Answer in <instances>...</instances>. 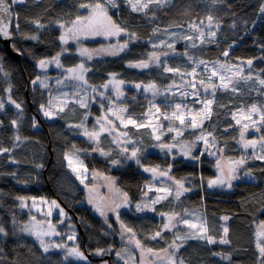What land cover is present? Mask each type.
<instances>
[{
    "label": "trees",
    "instance_id": "obj_1",
    "mask_svg": "<svg viewBox=\"0 0 264 264\" xmlns=\"http://www.w3.org/2000/svg\"><path fill=\"white\" fill-rule=\"evenodd\" d=\"M84 2L87 0H25L22 4L12 5L13 16L19 15L20 25V31L15 32L16 21L13 20L12 46L22 54L15 51L17 58L11 59L0 43V65H3V72H0V99L8 100L11 96L12 100L21 104V110L10 103L0 112V147L12 149L10 153L0 154V226L7 233L0 234V264H114L113 252L123 244L132 246L128 243V238L126 242L121 238L120 224L114 216L108 214V223L112 225L109 228L104 217L88 203L89 191L67 167L64 153L71 152L75 146V149L80 150V158L89 172L95 171L115 178V188L120 189L121 193L127 192L130 203L142 200L145 186L151 181L150 173L144 172L135 160L122 157L119 149L111 143L112 138L107 135L102 137L101 147L110 151V156L93 152L94 145L78 129L69 127L83 119L85 110L78 105L70 104L65 113L51 120L44 118L39 105L47 102L48 91L38 84H32V80L39 76L37 60L50 58L62 50L58 39L61 29L57 22L69 24L76 15H85L86 11L78 8ZM261 2L262 0H223L213 4L212 0H172L166 7H153L144 15L132 12L125 0H117L119 7L110 9L112 19L130 31H135L140 40L127 54L85 61L91 69L88 73L89 83L99 86L108 79L109 73H118V78L128 84L124 86L126 99L123 103L128 105L132 113L140 115L147 108L148 100L143 94L137 93L132 85L155 80L165 86L170 83L171 77L161 78L155 69L141 71L129 68L126 66L127 62L145 57L151 51L148 40L152 36L153 28L173 29L176 28L172 27L175 25L188 28L193 20L197 23L200 20L206 21L209 14L220 23L214 42L193 49L188 48L182 39L176 43V52L183 53L188 48L190 54L209 62L220 60L240 64L252 59V70L258 73L264 69V14L258 11ZM34 20H39L46 27L37 29L32 23ZM31 35H36L38 39L25 38ZM97 42L98 40L86 43L92 45ZM229 45L232 47L229 48ZM68 48V52L62 54L61 61L66 66H74L83 58L72 45ZM225 49L229 50L228 57L222 55ZM170 63L183 67L186 60L177 55L170 58ZM244 67L247 74V65ZM4 73L8 75L5 76ZM9 87L10 92L6 91ZM133 96L135 100L132 99ZM253 103H261L259 93L216 94L213 115L204 127L207 131L215 129L218 147L225 149L223 157L227 160H235L245 154L237 143L239 127L229 128V125H234L231 112L241 105L250 106ZM160 106L164 109V104ZM99 110L97 104L90 105L87 109L90 113L87 121L92 120L93 114L99 115ZM13 119H19L18 129L12 127ZM33 119L37 122L35 128L32 126ZM226 128L228 131H225ZM128 131L133 139L142 140L146 146L153 143L150 130L137 131L129 127ZM255 134L256 131L253 136ZM16 135L21 137L22 142L14 143ZM166 136L164 142L171 139V135ZM184 137L189 138L188 140L194 139L190 132ZM196 147L200 149V146ZM152 149L153 147L146 148L141 164L145 167L159 165L167 168L171 163V175L176 179L187 177L185 186L191 190L185 192L179 201L170 199L156 205L155 212L120 211L121 220L133 228L137 238L147 247L159 251L174 239L173 232H165L163 238L156 240L148 239L163 225L159 213L183 212L185 209L198 211L206 217L209 232L217 241L224 235L223 227L226 223L229 229L227 239L230 243L207 244L202 240L189 239L179 250L178 258H183L185 264H259L256 233L258 225L264 221V160L252 158V152H247L245 170L252 173L253 180L240 178L232 182L230 190L224 191L206 186V181L214 175L213 158L207 153L201 155L200 151L193 149L194 154L200 157L199 161L180 156L173 160L172 156L165 153L150 152ZM117 159L121 163L112 165L111 160ZM18 197L26 198L25 203L32 197L57 201L67 213L76 233L75 245L85 253L88 262L65 260L58 250L47 253L42 251L33 239L21 231L32 214L26 207L21 206ZM223 216L229 219L223 221ZM98 248H111L112 251L97 256L94 253ZM135 254L139 264L140 258L137 252ZM225 256L228 258L225 259Z\"/></svg>",
    "mask_w": 264,
    "mask_h": 264
},
{
    "label": "snow or ice",
    "instance_id": "obj_2",
    "mask_svg": "<svg viewBox=\"0 0 264 264\" xmlns=\"http://www.w3.org/2000/svg\"><path fill=\"white\" fill-rule=\"evenodd\" d=\"M25 0H0V38L11 39L13 31L11 21L15 20V32L20 31L19 15L13 16L12 5L16 3H24ZM223 2V0H212V3ZM125 3L131 8L134 13H142L147 15L153 7L164 8L172 3V0H125ZM117 0H87V2L80 3L79 9L87 12V15L78 14L71 23H64L58 21L59 28L61 29L58 37L62 50L57 52L50 58H41L37 60V67L41 71H46L50 66L55 65L56 68L62 69L60 77L55 81L57 88L64 86L68 91H58L56 95L51 94L48 77L41 78L37 76L32 80V84H39L41 88L49 90V98L46 103L39 105V110L48 119H53L60 114L65 113L70 104L78 105L80 109H84L85 113L83 119L78 124H70V128L78 129L80 134L85 137L91 144L93 152H99L100 155L109 157L110 151H106L101 147V139L105 135L111 137V143L119 149L120 155L127 159L135 160L137 165L143 168V171L151 174V181L146 184V191H143V199L137 202L135 210L137 212L152 211L155 212V206L164 201L174 199L179 201L185 192L191 189L185 186L187 177L184 179H176L171 175L173 165L168 164L167 168H161L159 165L155 167H145L141 164V157L146 151L147 147L158 148L166 155L172 156L175 160L176 155L184 158L199 161L200 157L196 156L193 149L201 152V155L207 153L209 156L216 157L215 168L217 175L213 179L207 181L208 187H227L231 188L232 182L239 180L240 170L246 166L248 159L247 152L252 150V158L257 160H264V134L260 135L258 139H247L246 133L250 129L256 132L264 133V104L253 103L250 106L241 105L239 109L231 112L234 125H229V128L239 126V139L237 143L244 151L239 159L229 160L225 164L220 157L223 156L225 149L218 147V142L215 136V129L212 131L205 130V121L210 120L213 115V105L215 97L218 92H231L240 94L243 92L241 84H251V90H255L260 94H264V69L260 72H253V60L248 59L242 61L240 64H232L230 62L206 61L197 58L189 53L188 48H197L206 43H212L218 35L220 28L219 21L209 14L205 20H200L197 23L193 20L188 24V32L191 34L179 35L176 32L170 31L168 28L161 30L160 28H153L152 36L149 38L148 43L151 46V51L137 60H130L127 62V67L134 68L141 71H149L152 69L157 70L158 76L164 79L171 77L170 83L161 86L155 80L148 83L139 82L134 83L132 86L137 93H141L148 100L147 108L140 114L135 115L131 109L123 101L126 99L124 85L126 81L119 79L118 73H109L108 79L101 85H93L89 83L88 73L91 69L86 65L85 61L93 60L94 56L109 55L121 56L130 52L131 47L139 42L140 37L135 31H130L126 26L117 24L110 15V9L118 8ZM259 13L264 14V0L259 5ZM37 29L45 28L46 26L40 23L39 20L32 21ZM235 25L233 24V27ZM172 27H183L182 25H175ZM103 36L105 38L115 39V43H109L107 46L100 49L91 50L83 46L77 47V53L81 61L72 66L67 67L62 64L61 56L69 49L63 47L74 41L77 45L80 44L81 38H89ZM163 36L168 37L161 38ZM126 37V38H125ZM26 39L37 40L36 35L26 36ZM177 39H183L188 48L183 53L176 52ZM123 40V42H121ZM198 42V43H197ZM232 45H229L231 48ZM14 50L18 54H22L19 49ZM229 50L225 49L222 55L229 56ZM177 55L186 60L183 67L173 66L170 63V58ZM247 65V74L244 65ZM190 68V71L188 70ZM0 72H3V65H0ZM207 73V75H204ZM7 76V73H4ZM215 78V79H214ZM218 81V82H217ZM89 90L92 95H89ZM6 91H11V87ZM163 97V101L158 98ZM191 97L193 105H202L198 110L195 107H189L185 101ZM211 97V98H208ZM106 100L107 104L100 103L101 114L96 117L95 124L92 129L87 127L86 121L90 113L87 109L90 104L97 101ZM135 100V96L132 98ZM9 102L14 104L16 109L21 110V104L11 99ZM161 103L164 104V109L161 108ZM5 104L0 101V110H3ZM171 109V111H168ZM118 122V123H117ZM2 124V122H0ZM20 124L19 119H13L11 125L14 129H18ZM34 128L37 127V122L33 119ZM129 127L137 131L150 130V135L153 143L145 145L142 140L133 139L128 129ZM225 131H228L226 128ZM191 133L194 139L185 141L184 136L186 133ZM199 132V135L196 133ZM167 135H171V140L167 143L164 140ZM15 142H22L19 135L14 137ZM202 142L203 149H198L196 146ZM257 149L259 153L257 155ZM12 149L0 147V154L10 153ZM11 159V158H10ZM64 160L67 162V167L76 176L81 184L89 191L88 203L92 205L94 210L104 217V222L111 228L112 225L108 223V213L115 215L116 221L120 224L121 238L128 237V243L134 244L140 251L139 264H145V260H150L151 264H185L183 258H178L179 250L189 239H197L205 241L207 244L221 243L228 244L230 241L227 239L229 229L227 226L223 227V236L217 241L213 235L210 234L207 226V219L201 213L189 212L185 209L183 212H161L160 217L163 220V225L154 235L148 237L150 240L163 238L165 232H173L174 239L167 247L156 251L151 247H147L137 235L133 228L124 224L120 218V209L126 208L130 205V199L127 192L120 193V189L115 188L116 180L112 177H105L110 181L113 190L120 194L114 198L110 203H105L102 198L97 199L93 193L96 192L95 188H88L86 180L88 179L89 170L80 158V150L75 149L71 152L64 153ZM11 162L15 163L14 160ZM121 160H111L112 165H119ZM42 167V165H38ZM95 179L100 173L93 171L91 173ZM244 176L253 178L250 171L243 173ZM155 193V196H150L149 193ZM21 201L22 207H27L24 197H18ZM32 206H37L35 197L31 198ZM41 204L48 203L41 198ZM53 209L59 210L61 216L60 224L65 222L67 213L57 203L52 200L49 205L47 217L53 215ZM35 221V217L32 218ZM223 221H227L229 217H221ZM183 225L187 231L181 234L180 226ZM69 227H72L69 225ZM21 231L34 236L40 244V247L45 253L50 249H63L65 252V259L69 257L76 260L86 261L87 257L79 249L78 246H68L63 242H56L51 240L53 236L65 235L57 230V225L53 224L49 219L46 227L41 222L25 224ZM0 234L7 235L4 227L0 226ZM48 237L49 240H45ZM67 239L75 241V233L68 234ZM256 248L259 252V264H264V221H261L257 227L256 233ZM112 251L111 248L104 249L98 248L95 250V255L103 256L106 252ZM2 252V249H0ZM116 256L123 259L121 252H116ZM225 259L228 257L225 256ZM107 264V262H105ZM127 264V261H125Z\"/></svg>",
    "mask_w": 264,
    "mask_h": 264
},
{
    "label": "rangeland",
    "instance_id": "obj_3",
    "mask_svg": "<svg viewBox=\"0 0 264 264\" xmlns=\"http://www.w3.org/2000/svg\"><path fill=\"white\" fill-rule=\"evenodd\" d=\"M87 15V12L86 14ZM70 24V23H69ZM170 31L172 32H176L178 33L179 35H185V34H191L188 32V28H181V27H176V28H173V29H169ZM161 38H168L166 36H163ZM98 40L97 43L95 44H92V45H89L87 44L86 42H94ZM182 39H177L176 43H178L179 41H181ZM123 42V41H121ZM109 43H115V39H112V38H105L103 36H96V37H89V38H81L80 40V44L77 45L76 42L74 41H70L68 45L66 46H63V47H67L69 45H72V47L74 48V50L76 51L77 50V47L79 46H83V47H86L88 49H91V50H95V49H100L102 47H105L107 46ZM69 49V48H68ZM61 52V51H60ZM68 52V51H67ZM67 52H64L63 54H66ZM77 52V51H76ZM97 57H109V55H98V56H94V58H97ZM216 61V60H215ZM62 62V61H61ZM222 62V61H221ZM226 62V61H225ZM227 62H230V61H227ZM232 64H234L233 62H230ZM63 64V63H62ZM64 65V64H63ZM65 68L67 67H72V66H66L64 65ZM39 69V68H38ZM51 70L55 71V72H50ZM61 72H62V69H58L55 67V65H52L50 66L46 71H41L39 69V76L41 78H44L45 76H47L49 79H48V83L50 85V90H51V94L52 95H56L58 93V91H68L69 89L64 87V86H60V88L58 89L57 88V85L55 83L56 79L58 77H60L61 75ZM207 74V73H206ZM215 79V78H214ZM218 82V81H217ZM38 84V83H37ZM39 85V84H38ZM128 84L125 83L124 86H126ZM40 86V85H39ZM241 87L243 88V92H253V93H258L256 92L255 90H251L249 91V89L251 88V84H241ZM47 95L49 96V90H47ZM221 94H224L225 92H219ZM260 94V93H259ZM89 95H92L91 91L89 90ZM261 96V103L260 104H264V94H260ZM208 98H211V97H208ZM163 97H160L158 98V100L160 101H163ZM4 101V104L7 105V104H10L9 102V99L7 100L6 98L3 99ZM0 101H2V99H0ZM103 102L105 105L107 104V101L104 100V101H101L99 98H97V101L96 102H93L91 103L90 105H98L100 107V103ZM185 103L189 106V107H195L197 110L202 107V105H193L192 103V98L189 97ZM163 104V103H161ZM5 108V107H4ZM237 109L239 108H236L234 111H236ZM4 110V109H3ZM3 110H0V112H2ZM163 110V109H162ZM168 111H171V109H168ZM41 115L46 118L43 113L40 111ZM101 114V109L99 110V115L97 114H93L92 115V120L91 121H87L86 124H87V127L89 129H92L94 124H95V119L96 117L100 116ZM48 119V118H46ZM232 119V117H231ZM48 120H51V119H48ZM208 120L205 121V126H206V122ZM233 121V120H232ZM234 122V121H233ZM118 123V122H117ZM239 127V126H238ZM205 130H206V127H205ZM254 129H250L248 133H246V138L247 139H258L259 136L261 135L259 132H256V134L253 136V134L255 133V131H253ZM207 131V130H206ZM239 131H240V128H239ZM198 135H199V132H198ZM189 138H185L184 137V140L185 141H189L188 140ZM238 139H239V135H238ZM171 140V139H170ZM169 140V141H170ZM168 141V142H169ZM167 143V142H165ZM198 146H200V149H203L204 148V145L202 142L198 143L197 144ZM241 148V147H240ZM243 151V150H242ZM150 152H156V153H159V154H163L164 152H162L160 149L158 148H153L152 150H150ZM244 152V151H243ZM248 152H252L251 149L248 150ZM260 154L259 153V149H257V155ZM176 156H180V155H176ZM182 157V156H180ZM212 157V156H211ZM241 157V156H240ZM240 157H238L237 159H239ZM184 158V157H183ZM213 158V167H214V175L210 178V179H213L216 177L217 175V170L215 168V162H216V157H212ZM222 159V161L227 164L229 160L225 159L223 156L220 157ZM70 170V169H69ZM71 171V170H70ZM72 172V171H71ZM241 174V178L244 179V180H253L252 178H249V177H246L243 175L244 172H246L245 170V167L244 169L242 168V170H240ZM92 172H89V175H88V179L86 180V183L89 182L88 184V188H95L96 189V192L93 193V195L97 198V199H100L102 198L104 200L105 203H110L114 198H117L118 196H120V194L116 193L111 184H110V181L106 180L105 177H109V176H106V175H99L97 176L95 179L93 178V176L91 175ZM151 176V174H150ZM209 180V179H208ZM207 180V181H208ZM207 181H206V186L208 187V184H207ZM209 188V187H208ZM209 189H220V190H224V191H228L230 190L231 188H227V187H223V188H220V187H213V188H209ZM146 187H145V191H146ZM121 193V192H120ZM122 194V193H121ZM150 196H155V193H149ZM120 198H122V196H120ZM44 200H46L48 203L46 204H41L40 203V200L41 198H36V201H37V206L36 207H33L32 206V200L30 199L29 201H26L27 202V210H29L31 212L32 215H30V217L28 218L26 224H31V223H36V222H41L45 225L46 227V224H47V221L50 219L51 222L53 224H56L57 225V230L61 233H64L65 235H63V237L61 236H53L51 238V240L53 241H56V242H63V243H66L68 246H76L74 241H70L67 239V235L68 234H72V233H75L74 229H72V227H69V225L72 226L71 222L69 221V217L67 216V218H65V222L63 224H60L59 221L62 219L61 216L59 215V210L58 209H53V215L51 217H47L46 216V213L48 212V209H49V205H50V202L52 200H47L45 198H43ZM143 199H146V198H143L142 197V200ZM141 200V201H142ZM140 202V201H139ZM137 203V202H136ZM136 203H130V205L126 208H121L119 211H122V210H126V211H131V212H134V213H146V212H151V211H144V212H137L135 210V205ZM61 207V206H60ZM189 212H193V211H189ZM196 213H199L198 211H194ZM109 215H112L115 217L114 214L112 213H108ZM33 217H35V221L32 219ZM61 226V227H60ZM224 226H226V223H224ZM181 228V231H187L186 228H184L183 225L180 226ZM62 230V231H61ZM25 233V232H24ZM29 238L33 239L40 247V244H39V241L32 235H29L28 233H25ZM181 234H183L181 232ZM75 236H76V233H75ZM127 236H125L123 238V241L126 242L127 240ZM45 240H49L48 237H45ZM41 248V247H40ZM41 250L43 251V249L41 248ZM52 250H58L62 253V256L63 258L65 259V252L63 249H56V248H53V249H50V251ZM116 252H121V254L123 255V259H120L116 256ZM137 252V255L139 256V258L141 259V256H140V251L135 247L134 244H132V246L130 247L129 245L127 244H123L120 248H118L116 251L113 252V258H114V261L115 263L114 264H125V261H127V264H138V261H137V258H136V253ZM85 254V253H84ZM86 256V255H85ZM87 257V256H86ZM66 260V259H65ZM67 260H70V261H75V262H80V263H86L88 262V258L86 261H83V260H76L75 258H72V257H69ZM100 264H105V262H102ZM145 264H151L150 260L146 259L145 260Z\"/></svg>",
    "mask_w": 264,
    "mask_h": 264
},
{
    "label": "water",
    "instance_id": "obj_4",
    "mask_svg": "<svg viewBox=\"0 0 264 264\" xmlns=\"http://www.w3.org/2000/svg\"><path fill=\"white\" fill-rule=\"evenodd\" d=\"M11 25L13 27V20L11 21ZM12 30V29H11ZM0 43L2 46L3 51L11 58L16 59L17 53L15 52L13 46H12V38L11 39H2L0 38ZM110 264V263H109Z\"/></svg>",
    "mask_w": 264,
    "mask_h": 264
}]
</instances>
